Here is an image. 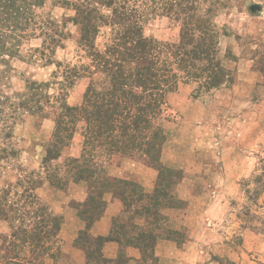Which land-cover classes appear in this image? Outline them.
Listing matches in <instances>:
<instances>
[{
  "label": "rangeland",
  "instance_id": "1",
  "mask_svg": "<svg viewBox=\"0 0 264 264\" xmlns=\"http://www.w3.org/2000/svg\"><path fill=\"white\" fill-rule=\"evenodd\" d=\"M10 1L0 0V149L14 150L15 157L0 163V189L14 184L20 170L41 174L46 186L36 192L37 197L64 223L67 215L55 210L65 212L68 207L77 214L78 203H63L68 185L55 189L46 175L80 155L81 128L44 172L43 149L54 121L25 114L13 120L12 105L20 102L27 82H47L46 92L56 93L54 82L60 80L64 65L81 66L89 60L77 46L80 30L72 21L75 11L62 5L66 0H16L18 10L10 7ZM137 4L144 16V36L159 42L179 41L181 22L175 13L177 18L192 16L206 22L216 34L217 59L230 71L233 83L202 94H196L197 84L180 83L167 95L161 163L172 177L156 180L157 217L152 210L143 219L134 218L140 227L125 232L138 242L148 233L169 232L168 241L187 254L176 264H264V0H137ZM252 5L259 9L251 12ZM61 30L65 38L52 42ZM109 37V29H101L96 48L103 49ZM89 82L88 77L80 78L68 90L67 104L79 105ZM119 160L114 157L105 167ZM169 160L174 167L164 164ZM170 210L177 215H168ZM132 212L123 219L128 221ZM187 216L184 227L172 228V222ZM9 224L0 221V234L10 233ZM58 239L60 244L51 251L54 258L45 257L41 264H75L59 233ZM138 262L160 264L154 250L140 252Z\"/></svg>",
  "mask_w": 264,
  "mask_h": 264
},
{
  "label": "trees",
  "instance_id": "2",
  "mask_svg": "<svg viewBox=\"0 0 264 264\" xmlns=\"http://www.w3.org/2000/svg\"><path fill=\"white\" fill-rule=\"evenodd\" d=\"M15 1L9 4L18 10ZM62 5L75 11L72 21L80 30L77 46L89 62L73 67L65 64L60 80L54 82L57 90L53 94L46 92L47 82H27L26 92L19 97L20 102L12 105L11 113L13 120L17 114L53 119L54 130L43 149L44 172L49 162L57 161L64 148L70 146L80 126L83 142L79 157L55 166L46 179L60 190L69 181L87 184L86 201L75 207L87 229L80 231L74 244L85 253L86 264H126L123 251L116 260L102 256L106 242L118 243L121 250L137 248L143 255L153 253L156 242L168 240L171 235L148 233L139 242V238L127 236V228L132 231L140 227L134 218L143 219L152 210L157 217L159 185L155 184L153 193H145L133 181L108 176L105 163L114 157L142 160L157 171V182L172 177V171L161 163L167 95L176 91L180 83H195L196 94H202L228 86L233 79L217 59L216 34L198 18H177L175 13V20L181 22L179 41L165 43L144 36V16L137 0H66ZM103 28L109 29L110 37L103 49H97L96 41ZM63 38L61 30L52 42L61 43ZM57 65L61 67V63ZM84 76L90 82L81 103L67 104L68 90ZM14 157V150L0 149V163ZM42 182L41 174L20 170L14 184L0 189V221L9 222L11 230L0 234V264H41L45 257L54 258L51 251L60 244L58 233L63 218L37 197ZM108 193L122 203L123 211L113 218L108 237L95 238L88 228L102 217L103 198ZM130 211L132 215L125 221L123 217ZM30 222L35 223L29 228Z\"/></svg>",
  "mask_w": 264,
  "mask_h": 264
},
{
  "label": "crops",
  "instance_id": "3",
  "mask_svg": "<svg viewBox=\"0 0 264 264\" xmlns=\"http://www.w3.org/2000/svg\"><path fill=\"white\" fill-rule=\"evenodd\" d=\"M64 150L62 151V153L64 152ZM164 164L169 167L175 166L173 161H170L168 163L164 161ZM105 169L107 175L112 178L133 181L139 184L145 193L151 194L154 191L157 180V171L154 168L146 165L144 162L129 158H123L119 160L118 164H108ZM45 186L46 185L42 186L36 192L39 194V192ZM182 189L185 190L183 186ZM184 190H182V192H184ZM67 192L68 194L65 195L66 202L63 203H69L71 200H73L78 204H83L88 197V188L85 182L68 183ZM182 198L187 199L186 196ZM46 199L51 204H55L50 201L49 197H46ZM103 199L105 202V208L102 217L98 221L91 224L88 228L90 235L95 238L108 237L110 234L111 223L113 218L119 216L123 211L122 203L118 199L114 198L111 193L105 194ZM190 205L191 204H188V209H186V213L189 212L191 207ZM66 208L69 209L68 207ZM67 209H65V212L63 208H57L55 210V212L57 213H65V215H67L68 217V219H66L62 224L61 229L59 231L60 239L64 247H66V249L70 251V254L73 257L72 259H74L75 261V264H86L85 253L81 249H78L74 246L80 231H84L87 229L86 224L78 218L77 214H75L70 209L69 211ZM167 213L168 215H177L174 210L167 211ZM189 217H182L178 223L172 222V228L178 230L184 227V225L186 224V220H188ZM121 249L122 248L118 243L114 241H108L102 248V256L107 260H116L122 253L121 251H123L124 257L127 260L126 264H139L138 261L140 260V251L137 248L126 247L123 248V250ZM154 252L160 264H176V260L187 258V254L184 250L178 249L172 241L168 240H158L155 244ZM180 264H183V262H181Z\"/></svg>",
  "mask_w": 264,
  "mask_h": 264
},
{
  "label": "water",
  "instance_id": "4",
  "mask_svg": "<svg viewBox=\"0 0 264 264\" xmlns=\"http://www.w3.org/2000/svg\"><path fill=\"white\" fill-rule=\"evenodd\" d=\"M259 8H258V6H256V5H252L251 7H250V11L251 12H255L256 10H258Z\"/></svg>",
  "mask_w": 264,
  "mask_h": 264
}]
</instances>
